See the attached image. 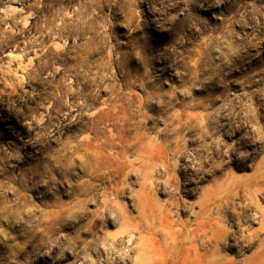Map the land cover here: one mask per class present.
Wrapping results in <instances>:
<instances>
[{
  "label": "rangeland",
  "instance_id": "rangeland-1",
  "mask_svg": "<svg viewBox=\"0 0 264 264\" xmlns=\"http://www.w3.org/2000/svg\"><path fill=\"white\" fill-rule=\"evenodd\" d=\"M143 203L264 264V0H0V264H138Z\"/></svg>",
  "mask_w": 264,
  "mask_h": 264
},
{
  "label": "bare ground",
  "instance_id": "bare-ground-1",
  "mask_svg": "<svg viewBox=\"0 0 264 264\" xmlns=\"http://www.w3.org/2000/svg\"><path fill=\"white\" fill-rule=\"evenodd\" d=\"M116 154L123 158L127 150ZM193 217V221L181 223L172 220L170 212L163 210L159 205L151 213L146 212L144 203L140 205L139 214L134 218L136 221L129 225L131 231L139 234V240L135 244L136 262L138 264H235L220 254L221 236L214 230L218 223L207 215L203 205ZM157 235L160 237L158 238ZM131 239L132 237L127 241L129 244L132 243Z\"/></svg>",
  "mask_w": 264,
  "mask_h": 264
}]
</instances>
